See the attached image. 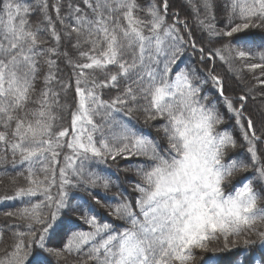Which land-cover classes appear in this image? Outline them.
Masks as SVG:
<instances>
[{"label":"snow or ice","instance_id":"1","mask_svg":"<svg viewBox=\"0 0 264 264\" xmlns=\"http://www.w3.org/2000/svg\"><path fill=\"white\" fill-rule=\"evenodd\" d=\"M184 2L191 21L170 0H0V206L19 205L0 264H264V0ZM189 48L206 68L180 67ZM133 159L131 192L109 196L100 166Z\"/></svg>","mask_w":264,"mask_h":264},{"label":"trees","instance_id":"2","mask_svg":"<svg viewBox=\"0 0 264 264\" xmlns=\"http://www.w3.org/2000/svg\"><path fill=\"white\" fill-rule=\"evenodd\" d=\"M170 4L172 7L170 8V12L174 9L180 12L181 18H187L189 21L192 20V15L190 9L187 7L185 4L184 0H170ZM33 19H36L35 16L32 17ZM219 27L223 26V22L218 24ZM202 34L199 33V31H194V38H196L198 44H204L206 43V39L201 38ZM260 38V31L256 30V39L257 41ZM185 64H191L193 66H196L198 69L199 68H206L207 65L201 64L199 60V53H196L195 55H192V49L189 48L185 52V56L182 58L180 67H183ZM216 73L219 75L224 76L230 85H232V89L230 90L229 94H234L235 91H238V82L235 79H232L230 77V74L228 73V70L226 66L223 65L222 62L216 61ZM259 91V90H258ZM105 99H107V95L105 96ZM256 104L257 106L259 105V101L253 102L249 101V105ZM230 127V125H227ZM137 127L140 131L143 132V134L151 136L155 138L157 136V127L158 123L157 122H152L150 124H144L143 122H140L137 124ZM237 136V139L239 140V133L236 132L234 133ZM259 134V131H258ZM241 144L243 142L241 141ZM243 147L238 148L237 152L234 153V155L239 154L243 155ZM139 161L133 159V160H119L117 163H113L109 161L107 164L101 165L100 166V171L111 177V179L116 183L117 187H114L111 192L108 193L110 196L112 192H117V191H124L126 194L131 192V184L136 180V177L133 175L132 172H124L123 169L128 168L130 165L135 164ZM0 171H3V169H0ZM8 172L11 174V176H14L15 173L11 171V168L8 169ZM246 179H253V173L252 172H245L237 175L233 181V185H239L241 181L246 180ZM22 183V181H21ZM254 184L259 188L260 187V182L254 180ZM11 184H10V176L8 175H0V195L4 194H11ZM230 190V189H229ZM103 190H97V192L93 193V195H96L97 198H99L102 203H107L105 200V196L102 194ZM79 197H88V193L84 191H79L76 193ZM131 198V196L129 197ZM14 207H19V205H13L10 202L4 204L3 206H0V213L8 210H12ZM98 216V219L101 222H112V217L109 216L107 209L97 206V212L95 213ZM4 222V218L0 216V224ZM116 226H123V222H116ZM78 227L81 230L87 231L88 226L78 223ZM23 230V229H21ZM75 230V229H74ZM255 239V237H252ZM66 239V236L63 233H60L59 235L55 236L51 241L50 244L51 246L54 247H59L61 244L64 242ZM241 249L243 246H240ZM251 254H259L261 253L262 249L259 244L253 245L250 248ZM237 250H233L231 252H220L216 254V264L217 261H219V264H230V261L236 258L238 255ZM209 253H197V264H203L205 260L208 259ZM69 259H72V257H69Z\"/></svg>","mask_w":264,"mask_h":264},{"label":"rangeland","instance_id":"3","mask_svg":"<svg viewBox=\"0 0 264 264\" xmlns=\"http://www.w3.org/2000/svg\"><path fill=\"white\" fill-rule=\"evenodd\" d=\"M219 61V60H218ZM213 264H216V260L213 261Z\"/></svg>","mask_w":264,"mask_h":264}]
</instances>
